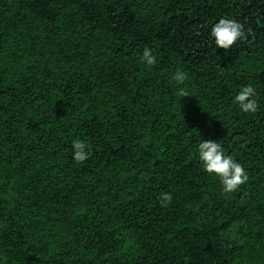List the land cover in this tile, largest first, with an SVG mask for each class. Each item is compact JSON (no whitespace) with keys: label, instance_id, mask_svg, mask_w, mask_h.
<instances>
[{"label":"trees","instance_id":"1","mask_svg":"<svg viewBox=\"0 0 264 264\" xmlns=\"http://www.w3.org/2000/svg\"><path fill=\"white\" fill-rule=\"evenodd\" d=\"M222 17L247 32L229 49ZM0 264H264V0H0Z\"/></svg>","mask_w":264,"mask_h":264},{"label":"clouds","instance_id":"2","mask_svg":"<svg viewBox=\"0 0 264 264\" xmlns=\"http://www.w3.org/2000/svg\"><path fill=\"white\" fill-rule=\"evenodd\" d=\"M210 37L217 47L229 49L238 40L246 39L247 32L241 21L222 17L212 26ZM141 61L148 65L156 63V57L151 48L146 47L143 50ZM176 77L183 80L184 73L178 71ZM255 93L256 88L252 84H245L234 96L233 103L243 113H255L258 108ZM72 147V156L75 161L83 162L88 159L90 152L84 141L77 139L73 141ZM196 152L203 171L207 174H214L220 179L221 190L224 193H232L248 181V173L244 166L232 155L226 154L221 143L203 139L196 146ZM171 198V193H161V203L167 204Z\"/></svg>","mask_w":264,"mask_h":264}]
</instances>
